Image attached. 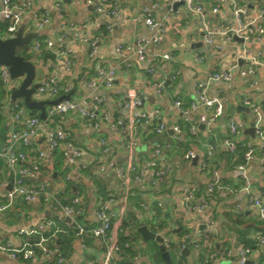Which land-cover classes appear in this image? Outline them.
I'll return each instance as SVG.
<instances>
[{
  "label": "built area",
  "instance_id": "1",
  "mask_svg": "<svg viewBox=\"0 0 264 264\" xmlns=\"http://www.w3.org/2000/svg\"><path fill=\"white\" fill-rule=\"evenodd\" d=\"M75 0H0V39L8 40L16 37L20 28H23V36L35 33L37 36L28 45V54L43 57L46 54L52 56L50 73L46 82L40 83L33 96L36 101H54L62 96L70 95L69 100H63L57 105L46 108V119L40 117V113H31L23 100L12 101V91L17 89L22 79L13 80L7 67L0 65V88H4L6 95L11 98L9 108L12 128L7 135L5 143L0 147V216L5 215L16 202L27 205L42 204L47 207L51 216L44 219L43 229L21 228L18 231L19 238L38 237L36 242L24 240L14 244L6 240L0 229V255L6 256L11 262L19 264H35L43 261L44 264H66L63 253L54 246L52 240L44 236L43 232L56 227V220L70 222L69 230H78L77 235L82 237L91 234L101 239L105 244V256L102 264H126L120 256L129 249V243L122 247L120 241V228L115 222L118 214L109 213L107 204L100 203L95 211L97 226L87 228L85 217V201L79 192L70 197L68 203L62 199L72 189L75 180L72 173L83 175L92 168L94 160L84 156L82 150L71 147L69 140L71 134L65 124L76 116L83 121L86 128L100 130L101 128L116 129L122 134L120 142L116 143L102 137L100 139V162L98 172L103 175H115L121 181V187L125 190L122 199V207L119 213L125 212V206L129 195L133 194L134 187L144 184L146 173L153 169L155 179L151 185L158 186L164 175L171 176L173 167L165 163L164 156L167 150L182 151L188 139L198 137V128L189 124L187 131L182 123L176 122L169 125L161 108L148 109L147 101L137 95L135 90H129L120 99L123 109L121 116H115L111 102L107 97L99 95L100 88L112 89L120 72V68L130 69L134 63L144 64L148 61L147 50L155 44L162 47L166 24L156 20L149 9H145L144 22L152 35L137 39L129 44H120L116 48L117 62L108 59H99L97 41L91 31L98 25V18L86 16L77 24L67 16L68 8L74 5ZM191 14L199 16L204 29V42L206 46H212L216 36L224 37V42L231 43L235 37L242 40L241 50L236 54L244 64L238 62L231 67L214 72L204 81L195 86L197 102L185 104L181 100L174 102V107L183 116L185 124L190 123L189 115L200 106L205 107L211 114L209 124L222 116L223 104L220 96L211 95L212 85L230 83L238 74L242 78H255L259 68L264 69V0H256L255 9L250 10L247 5H240V0H213L209 10L212 14L220 13L221 7H231L238 27H229L226 31L212 29L207 20V9L202 3L195 0H176ZM40 3V8H36ZM89 6L94 8L97 17L111 18L118 14L117 6H110L107 0H86ZM111 31V27H108ZM44 33H47L44 35ZM74 43L83 44L87 48L88 58L95 67V76H83L79 82L78 91L89 90L90 93L76 98L72 94V88L64 83L66 77L72 76L75 68ZM253 47L256 50L252 49ZM225 54L224 47L218 49ZM162 60L172 61L170 53L162 54ZM150 75L155 74L154 67H147ZM176 71L170 77V81H176L179 77ZM255 83V81L253 82ZM156 97H162L167 90L166 80L156 81L152 85ZM244 105L250 108L255 115L254 121L255 139L261 143L264 151V125L262 124L263 112L249 97L244 98ZM229 134L222 145L232 157L234 170L241 181L240 186H229L218 177V163L216 162L217 144L208 143L206 153L201 157L193 150L183 152V158L189 163L198 158L196 165L201 174L209 176L204 193H200L197 183H184L179 187V195L185 206L186 212L192 216L204 217V225L209 232L203 244H195L197 251L206 250L203 264H219L218 257L211 249L210 239L217 232V221L210 210L209 198L233 199L235 209L244 213L252 212L256 218L264 222V194L256 191L252 178L248 175V167L252 163L257 147L251 141L240 140L243 134L233 118L228 121ZM171 129L173 143L154 144L151 160L139 157L136 149L144 136L149 134L163 135ZM44 147L40 149V146ZM120 149L126 152L125 165H116L117 153ZM59 153L63 157L64 164L59 183L53 185L48 177L55 175V155ZM10 177L13 180H10ZM12 184L11 189H9ZM242 197L243 200H239ZM66 199V198H65ZM146 207V205H144ZM159 207L162 204H158ZM179 227H173L176 231ZM61 232L57 228L55 233ZM190 235L182 238L178 258L182 257L186 250V241ZM256 246L264 247V233H256L253 236ZM235 240V239H234ZM167 251H171L172 243H165ZM82 248L87 246L82 241ZM204 250V249H203ZM229 256L230 251H226ZM203 256V255H202ZM254 256L252 247L242 244L238 246L237 264H250ZM93 264V263H89Z\"/></svg>",
  "mask_w": 264,
  "mask_h": 264
},
{
  "label": "crops",
  "instance_id": "2",
  "mask_svg": "<svg viewBox=\"0 0 264 264\" xmlns=\"http://www.w3.org/2000/svg\"><path fill=\"white\" fill-rule=\"evenodd\" d=\"M195 1L206 6L207 20L212 29L226 31L229 27H234L236 21L231 7H221L220 13L214 15L209 10L213 0ZM107 2L112 7L114 5L118 7L116 16L97 17L94 8L89 6L86 0H75L74 5L69 7L67 12V16L77 24H80L86 16L98 18V25L91 31V34L97 41V58L99 59L117 62L119 57L116 48L118 45L129 44L137 39L152 35L144 22L145 9H149L156 20L166 24L167 30L161 48L155 44L148 48L146 63L135 62L130 69L120 68L114 87L112 89L100 88L97 93L108 98L115 116H121L123 109L120 99L129 90H135L138 96L146 99L148 109L151 110L154 107L162 109L169 125L180 122L186 131L189 124L195 125L198 128V137H190L181 152L167 150L164 160L166 164L173 167V174L171 176L164 175L158 186L154 188L151 181L155 179V175L153 169H150L146 173L144 184L134 187L133 194L128 196L125 212L121 214L119 211L122 207L125 190L120 186L121 181L115 175H103L98 172V162L101 160L99 155L100 139L105 137L119 143L122 134L116 129L86 128L83 121L74 116L65 124V128L71 134L70 146L82 150L86 158L94 160L92 166L96 165L81 176L72 173L75 180L70 186L73 185V191L75 189L84 198L86 223L90 228L98 224L95 211L100 203L107 204L109 213L118 214L114 220L119 225L120 237L123 235L130 245L129 250H125L120 256L124 261L132 262V264H163L149 253H145L147 243L136 232L140 226L147 225L150 230L164 233L165 237L172 241L174 245L169 252L171 259L175 258L177 264H203L204 254L202 251L204 252L206 249L202 247V250L197 251L195 244L198 242L203 244L209 232L204 225V217L192 216L186 212L179 195V187L189 182L197 183L199 186L206 185L209 176L201 174L193 163H189L183 158L182 154L184 151L193 150L202 157L206 153L208 143L217 144L216 162L219 165L217 177L229 186H240L241 181L234 170L233 163L227 162L222 155L225 151L222 142L229 134L228 121L233 118L243 131L240 140L251 141L257 147V153L249 165L247 173L252 178L256 191L264 194V151H262L261 143L258 140L245 134L256 117L252 112L247 113L238 109L241 105L245 106L244 98L249 97L260 106L263 112L262 124L264 125V69L259 68L255 78H242L236 74L230 83L211 86L210 94H218L222 100L223 108L226 111L224 121L220 117L209 124L211 114L205 107L200 106L189 115L190 123L185 124L182 114L174 107V102L176 100H181L185 104L197 102L195 86L198 82L206 80L214 72L231 67L236 62L239 65L244 64L242 60L236 58V54L241 50L242 42L234 40L226 44L224 37L216 36L213 45L206 46L205 32L199 16L189 13L183 5L174 9L176 0H107ZM240 5H247L250 10H253L256 0H240ZM39 6L40 3H37L36 8H40ZM109 26L111 31L108 30ZM46 34L44 33V35ZM72 46L75 50L74 73L72 76L66 77L64 83L72 88V94L76 98H80L89 94L90 91L86 89L78 91L79 82L83 76H95V67L88 58L85 45L74 43ZM219 47H224V55L218 50ZM252 49L256 50L255 47ZM165 53H170L173 60L169 62L162 60V54ZM31 58L36 66L35 82H46L51 70V59H48L46 55L41 58L31 55ZM262 60L264 61V57ZM147 67H154L155 74L150 75L146 70ZM176 71L180 73L178 79L170 81V77ZM160 80H166L167 90L162 97H156L152 85ZM254 81L255 83H253ZM3 89L0 88V147L5 143L4 141L12 128L9 112L12 101ZM167 133V135L166 133L163 135L153 133L144 136L136 149L138 156L144 160L153 159L154 144L173 143L171 129ZM43 147L41 145L40 149ZM126 161V152L120 149L117 153L116 165H125ZM61 172L62 168L59 173L57 172V177L55 175L48 177L49 173L46 171V179L53 185H57ZM95 178H98L99 181H96ZM10 180L13 178L10 177ZM4 191L5 189L0 188V192ZM209 200L210 210L217 221V232L210 237L211 249L218 257L219 264H237L238 246L243 243L239 241L238 235L232 228L239 224L236 214L240 211L235 209L233 199L215 197L209 198ZM239 200H243V198L239 197ZM158 204H162V206L159 207ZM244 213L245 216L240 220L242 225L238 226L245 228L259 222L252 212ZM47 216H51V213L44 205H27L18 200L5 215L0 216V229L6 240L17 244L31 239V237L19 238L17 236L21 228L43 229L44 219ZM67 224V221L56 220V227L61 231L66 229ZM176 226L179 229L173 231L172 228ZM181 232L191 236L190 240L186 241V253H183L186 256L185 259L177 256L183 238L180 236ZM83 240L87 243V248H82V239H76L73 243V252L66 259V264H102L106 247L104 242L91 234H87ZM250 247L254 251L250 264H264V247L256 245ZM226 251H230L229 256ZM0 264L19 263L11 262L6 256L0 255ZM35 264H44V262L39 261Z\"/></svg>",
  "mask_w": 264,
  "mask_h": 264
},
{
  "label": "water",
  "instance_id": "3",
  "mask_svg": "<svg viewBox=\"0 0 264 264\" xmlns=\"http://www.w3.org/2000/svg\"><path fill=\"white\" fill-rule=\"evenodd\" d=\"M183 3H176L174 9L182 6ZM37 34L29 33L23 36V28H20L16 34L15 38L2 40L0 39V65L8 68L10 76L13 80L22 79L20 86L12 91L11 98L15 102L18 99L23 100L25 106L31 111H38L42 119H46V107L51 105H57L64 99L69 100L70 95L62 96L54 101H36L33 99L34 94L37 89L41 86L40 83H36V66L31 61L26 59L23 55L18 53L20 48L28 46L32 39L35 38ZM235 40L242 42L241 39L235 37ZM241 63V62H240ZM239 110L251 113L250 108L245 106H239ZM226 117V111L223 109L221 120L224 121ZM246 135L255 139V128L254 123L251 127L245 131ZM198 163V158L193 161V165L196 166ZM12 186L9 187L11 189ZM74 191H76L74 189ZM70 222V219H67ZM137 233L141 235L143 241L148 243L150 241L156 242L162 252V258L167 264H171L172 259L170 252L166 250L165 243H172L169 238L165 237L164 233H157V231L150 230L147 225H142L136 230ZM186 253V250L183 251Z\"/></svg>",
  "mask_w": 264,
  "mask_h": 264
},
{
  "label": "trees",
  "instance_id": "4",
  "mask_svg": "<svg viewBox=\"0 0 264 264\" xmlns=\"http://www.w3.org/2000/svg\"><path fill=\"white\" fill-rule=\"evenodd\" d=\"M25 50H26V52H22V53H20V55H23L24 57H26V59L31 60L32 59L31 55L28 54L29 48L28 49L26 48ZM46 57L48 59L52 60V56L50 54H46ZM31 113H36V111H31ZM167 134L168 133H166V135ZM222 155L225 157L227 162H229V163L232 162V157H231L229 152H227L225 150L222 153ZM63 164H64L63 157L61 156V154L57 153L55 155V171L59 173L60 169L63 167ZM95 165H93L92 168H94ZM95 179H96V181L98 180V178H95ZM73 188L74 187L72 185V189L68 191L67 197H65L66 199L65 198L62 199L63 203H68V201L70 200V197L75 195ZM205 189H206V185L199 186L200 193H204ZM244 216H245V213L237 212L236 217L239 219V221H238L239 224H241L240 220L243 219ZM85 217H86V214H85ZM239 224H236L237 226L232 228V230H234L235 233L238 235L239 241L242 242L243 244L248 245V246L256 245L255 241L253 239V236L256 233H260V232L264 233V222L259 221L258 223H254L253 226H248L245 228L238 226ZM89 227L90 226H88V224H87V228H89ZM55 230H57V227H54L53 229H50V230H46L43 232V234H44V236H46L52 240V242L54 243V246L56 248H58L63 253V255L66 259H68L71 255V253L73 252V243L76 241V239H82L83 243L85 245L87 244L83 240L85 237H87V235L82 236V237L78 236L77 235L78 230H69L67 227L65 230H63L61 232H57V233H55ZM183 233L184 232L180 233L181 237L185 236V234H183ZM252 234H253V236H252ZM37 239H38V237H31L30 241L36 242ZM120 241H121L122 247H124L125 243H127L126 238L123 237V235L120 237ZM172 245H173V243H172ZM145 248H146L145 253L146 252L149 253L159 262H161L163 264H167L162 258V252H161L158 244L150 241L146 244ZM182 257L184 259L186 258L185 255H182ZM125 263L126 264H132V262H127V261H125ZM51 264H54V263H51ZM96 264H98V263H96ZM171 264H177L175 258L172 259Z\"/></svg>",
  "mask_w": 264,
  "mask_h": 264
},
{
  "label": "rangeland",
  "instance_id": "5",
  "mask_svg": "<svg viewBox=\"0 0 264 264\" xmlns=\"http://www.w3.org/2000/svg\"><path fill=\"white\" fill-rule=\"evenodd\" d=\"M234 27H235V28L238 27V23H237V22L234 23ZM26 48L28 49L29 46H26V47L20 48V49L18 50V53L20 54V53H22V52H26V50H25ZM32 58H33V57H32ZM33 59H34V58H33ZM173 245H174V244H173Z\"/></svg>",
  "mask_w": 264,
  "mask_h": 264
}]
</instances>
